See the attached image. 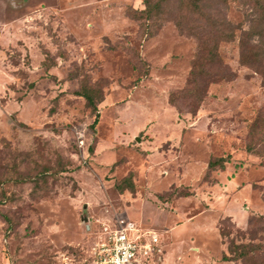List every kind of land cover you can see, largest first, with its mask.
<instances>
[{"label": "rangeland", "instance_id": "obj_1", "mask_svg": "<svg viewBox=\"0 0 264 264\" xmlns=\"http://www.w3.org/2000/svg\"><path fill=\"white\" fill-rule=\"evenodd\" d=\"M145 2L0 0V264H264V0Z\"/></svg>", "mask_w": 264, "mask_h": 264}, {"label": "built area", "instance_id": "obj_2", "mask_svg": "<svg viewBox=\"0 0 264 264\" xmlns=\"http://www.w3.org/2000/svg\"><path fill=\"white\" fill-rule=\"evenodd\" d=\"M161 251L152 230L140 231L131 219L117 217L93 252V264H155Z\"/></svg>", "mask_w": 264, "mask_h": 264}, {"label": "trees", "instance_id": "obj_3", "mask_svg": "<svg viewBox=\"0 0 264 264\" xmlns=\"http://www.w3.org/2000/svg\"><path fill=\"white\" fill-rule=\"evenodd\" d=\"M146 1L147 2H145V3H146V5H148V0H146ZM230 36H231L230 33H227L226 37H230ZM213 54H215V53L213 52ZM193 74H195L194 71L191 73V77L188 80L189 82L192 81V78H193L192 75ZM99 92L100 91H97L96 89H94L92 87H83V89L81 90V93H80L86 98L87 103L89 105H91L92 108L95 111V117H94V119L92 121V124L96 123L97 122V118H98V111H97L96 102H95L96 100H95L94 96H95V94H97ZM191 92H194V91H191ZM99 96L97 98H99ZM186 96H192V94L186 93ZM222 160H226V157L225 156H220L217 159H215L213 161H210L209 164L213 165V164H215L217 162H220ZM247 246H248L247 244L230 243L229 246H228V251L230 253H234V254H237L239 256H244V255H246V252H247V250H246ZM230 256L231 255H227L226 253H224L222 255V258L226 260V259H230Z\"/></svg>", "mask_w": 264, "mask_h": 264}]
</instances>
